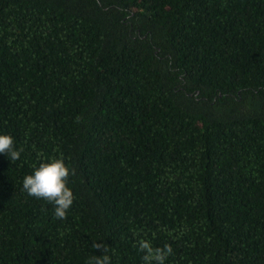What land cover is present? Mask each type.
I'll return each instance as SVG.
<instances>
[{
	"label": "trees",
	"instance_id": "1",
	"mask_svg": "<svg viewBox=\"0 0 264 264\" xmlns=\"http://www.w3.org/2000/svg\"><path fill=\"white\" fill-rule=\"evenodd\" d=\"M0 133V264H264V0H0Z\"/></svg>",
	"mask_w": 264,
	"mask_h": 264
},
{
	"label": "clouds",
	"instance_id": "2",
	"mask_svg": "<svg viewBox=\"0 0 264 264\" xmlns=\"http://www.w3.org/2000/svg\"><path fill=\"white\" fill-rule=\"evenodd\" d=\"M22 149L15 146L14 137L0 133V155H4L11 163L21 158ZM72 174L64 159L50 158L33 167V171L23 177L22 191L29 197L43 199L53 205V213L57 219L66 218L68 211L74 202V194L68 186L69 177ZM95 249L102 248L100 243L93 245ZM139 249L143 252V264H165L173 253L170 245L154 248L148 240L139 241ZM104 249L99 256L94 255L88 260V264H111V257Z\"/></svg>",
	"mask_w": 264,
	"mask_h": 264
}]
</instances>
